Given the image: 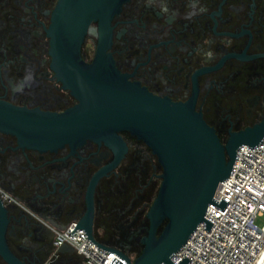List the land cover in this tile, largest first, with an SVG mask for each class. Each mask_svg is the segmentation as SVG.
Masks as SVG:
<instances>
[{"label": "flooded vegetation", "instance_id": "flooded-vegetation-1", "mask_svg": "<svg viewBox=\"0 0 264 264\" xmlns=\"http://www.w3.org/2000/svg\"><path fill=\"white\" fill-rule=\"evenodd\" d=\"M58 1L0 0V101L58 113L79 102L59 79L50 49ZM111 25L108 51L117 68L156 95L194 100L223 142L263 120L264 0H127ZM97 44L95 21L82 44L85 62H93ZM119 134L127 151L110 168L118 148L104 139L38 148L0 129V264H83L76 250L57 252L54 235L85 215L99 172L97 239L110 245L115 233L139 238L136 222L148 227L162 166L144 141L128 130Z\"/></svg>", "mask_w": 264, "mask_h": 264}, {"label": "water", "instance_id": "water-1", "mask_svg": "<svg viewBox=\"0 0 264 264\" xmlns=\"http://www.w3.org/2000/svg\"><path fill=\"white\" fill-rule=\"evenodd\" d=\"M126 1H58L48 28L50 49L59 79L79 102L58 113L0 101V129L15 132L24 145L38 148L77 145L87 138L104 139L118 148L110 168L127 151L119 131L128 130L144 141L157 156L162 173L158 192L146 213L149 223L140 238L141 252L131 257L98 240L94 233L93 192L102 172L93 178L87 194L88 209L71 233L83 228L92 242L124 259L122 262L114 256L112 264H188L190 257L185 255L175 263L173 256L201 222L210 230L214 222L205 217L210 203L221 209L228 203L224 197L215 199V192L230 175L239 146H253L264 138V118L232 131L223 142L194 100L175 101L129 80L108 51L113 35L111 20ZM95 21L97 50L93 62L87 63L81 49L89 26ZM67 250L75 249L63 244L57 252Z\"/></svg>", "mask_w": 264, "mask_h": 264}, {"label": "built area", "instance_id": "built-area-1", "mask_svg": "<svg viewBox=\"0 0 264 264\" xmlns=\"http://www.w3.org/2000/svg\"><path fill=\"white\" fill-rule=\"evenodd\" d=\"M222 197L228 200L224 209L213 203L207 207L205 217L214 222L210 230L201 222L173 256L175 263L186 255L191 258L188 264H255L264 247V224L256 221L264 215V138L253 146H239L230 175L214 195L219 201ZM76 224L55 231L58 247L73 246L86 264H112L114 256L124 261L92 242L85 229L72 234Z\"/></svg>", "mask_w": 264, "mask_h": 264}, {"label": "trees", "instance_id": "trees-1", "mask_svg": "<svg viewBox=\"0 0 264 264\" xmlns=\"http://www.w3.org/2000/svg\"><path fill=\"white\" fill-rule=\"evenodd\" d=\"M144 220V219H143ZM136 229H138L140 232H141V230L143 229V227H144V232L142 233H138L137 235L139 236V238L143 235V234H145L146 233V231H147V227L145 228V226H144V222H142V219H139V221L138 222H136ZM124 235H125V237L128 239V238H130V236H132V235H134V233L133 234H131V233H129V234H124V233H115V238H109V241H111V242H109L110 243V245L111 244H113L114 242H115V247H122L123 246V244H121V242L122 243H124L125 245L127 244H129L130 245V243L132 244V246H133V249H130L131 251H137L138 252V254L141 252V248H142V246L141 245H139L140 244V242H139V238L137 239V238H131V239H129L128 241H126L125 239H124ZM115 240V241H114ZM124 241H126V242H124ZM123 250V249H122ZM125 251V250H124Z\"/></svg>", "mask_w": 264, "mask_h": 264}, {"label": "bare ground", "instance_id": "bare-ground-1", "mask_svg": "<svg viewBox=\"0 0 264 264\" xmlns=\"http://www.w3.org/2000/svg\"><path fill=\"white\" fill-rule=\"evenodd\" d=\"M264 263V247L257 259V261L255 262V264H263Z\"/></svg>", "mask_w": 264, "mask_h": 264}, {"label": "rangeland", "instance_id": "rangeland-1", "mask_svg": "<svg viewBox=\"0 0 264 264\" xmlns=\"http://www.w3.org/2000/svg\"><path fill=\"white\" fill-rule=\"evenodd\" d=\"M257 223L259 224V225H263L264 224V215H262V216H259L258 218H257ZM129 245V244H128ZM128 247V246H127ZM126 248V247H125ZM131 252V251H130ZM138 254V253H137ZM137 254H135V253H133L132 254V257H135Z\"/></svg>", "mask_w": 264, "mask_h": 264}, {"label": "clouds", "instance_id": "clouds-1", "mask_svg": "<svg viewBox=\"0 0 264 264\" xmlns=\"http://www.w3.org/2000/svg\"><path fill=\"white\" fill-rule=\"evenodd\" d=\"M29 80H31V76L28 77ZM19 89H14V91H18Z\"/></svg>", "mask_w": 264, "mask_h": 264}]
</instances>
